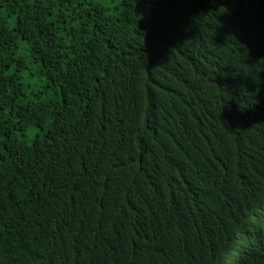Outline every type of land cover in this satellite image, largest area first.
<instances>
[{
	"label": "trees",
	"instance_id": "trees-1",
	"mask_svg": "<svg viewBox=\"0 0 264 264\" xmlns=\"http://www.w3.org/2000/svg\"><path fill=\"white\" fill-rule=\"evenodd\" d=\"M0 264H264V0H0Z\"/></svg>",
	"mask_w": 264,
	"mask_h": 264
},
{
	"label": "rangeland",
	"instance_id": "rangeland-1",
	"mask_svg": "<svg viewBox=\"0 0 264 264\" xmlns=\"http://www.w3.org/2000/svg\"><path fill=\"white\" fill-rule=\"evenodd\" d=\"M95 3L104 5V7H111L115 5L118 0H93ZM36 133L35 130H31L27 133L28 139L32 140L35 137Z\"/></svg>",
	"mask_w": 264,
	"mask_h": 264
}]
</instances>
